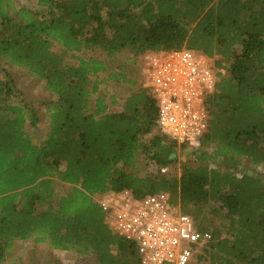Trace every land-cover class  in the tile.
<instances>
[{
  "label": "trees",
  "instance_id": "trees-1",
  "mask_svg": "<svg viewBox=\"0 0 264 264\" xmlns=\"http://www.w3.org/2000/svg\"><path fill=\"white\" fill-rule=\"evenodd\" d=\"M36 2L0 0L1 60L57 97L36 139V109L14 103L13 80L0 77V264L32 239L96 264H140L90 198L109 190L167 192L196 222L209 210L217 224L200 229L213 227L211 264H264V176L244 167L264 166V0ZM183 47L227 72L206 98L200 144L220 168L204 165L207 153L197 166L181 161L188 146L161 135L153 93L126 71L150 51Z\"/></svg>",
  "mask_w": 264,
  "mask_h": 264
},
{
  "label": "built area",
  "instance_id": "built-area-1",
  "mask_svg": "<svg viewBox=\"0 0 264 264\" xmlns=\"http://www.w3.org/2000/svg\"><path fill=\"white\" fill-rule=\"evenodd\" d=\"M140 58L144 86L157 103V129L179 146L199 147L209 132L206 98L226 69L217 66V56L186 47ZM90 198L105 214L109 230L135 245L140 264H190L212 241V234L196 228L194 217L174 206L167 192L138 198L130 190H109Z\"/></svg>",
  "mask_w": 264,
  "mask_h": 264
},
{
  "label": "rangeland",
  "instance_id": "rangeland-1",
  "mask_svg": "<svg viewBox=\"0 0 264 264\" xmlns=\"http://www.w3.org/2000/svg\"><path fill=\"white\" fill-rule=\"evenodd\" d=\"M13 5L17 8H32L36 9V0H12ZM122 58V57H121ZM128 68V67H127ZM126 71L140 81V85L145 87L143 78V64L141 58L135 67H129ZM9 74L14 82V93L12 101L21 106L27 108L36 109L37 116L40 120L37 128H32L28 126L27 133L33 135L36 139H40L44 131L47 130L49 126V117L46 111V104L52 103L57 100V97L45 90L44 83L36 78L31 77L26 70L15 67L8 64L7 62L1 60L0 58V77L2 79L7 78L6 74ZM142 83V84H141ZM112 93L120 92L118 96L126 94L125 91H120L118 89L110 88ZM120 107H115L113 110L118 111ZM202 153H207V160L204 165H209L213 168H220L219 163L213 159L212 150L206 147H187V150L180 152L181 161H190L194 166L203 164ZM244 167L249 170L250 173H255L264 176V166L255 168L252 167L248 161H244ZM139 170L141 175L145 174L146 166L144 163H140ZM59 192H64L61 187H59ZM216 221L215 216L209 214V210L205 215H201L200 220L196 223V228H202L212 225V220ZM208 227V232L213 231L212 226ZM36 244L34 239L28 240L22 243V241H17L14 247L8 252L7 259L3 264H96L93 257L82 258L75 252H62L51 250L47 244ZM190 264H211L209 262L208 256L205 253H200L197 258H195Z\"/></svg>",
  "mask_w": 264,
  "mask_h": 264
},
{
  "label": "crops",
  "instance_id": "crops-1",
  "mask_svg": "<svg viewBox=\"0 0 264 264\" xmlns=\"http://www.w3.org/2000/svg\"><path fill=\"white\" fill-rule=\"evenodd\" d=\"M129 58L131 57V56H128ZM121 103H122V101H121ZM113 111H115V110H113ZM120 111H122V108L120 109V110H118L117 112H120ZM25 242H27V241H25ZM35 242V241H34ZM22 243H24V242H22ZM39 246V245H38ZM37 246V247H38Z\"/></svg>",
  "mask_w": 264,
  "mask_h": 264
}]
</instances>
